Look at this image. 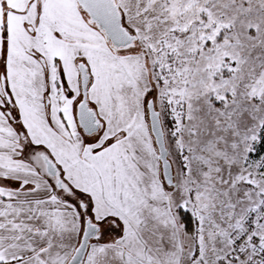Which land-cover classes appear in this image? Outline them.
<instances>
[{
  "label": "snow or ice",
  "instance_id": "obj_1",
  "mask_svg": "<svg viewBox=\"0 0 264 264\" xmlns=\"http://www.w3.org/2000/svg\"><path fill=\"white\" fill-rule=\"evenodd\" d=\"M0 264H264V0H0Z\"/></svg>",
  "mask_w": 264,
  "mask_h": 264
}]
</instances>
